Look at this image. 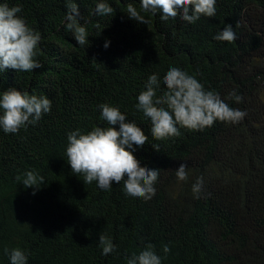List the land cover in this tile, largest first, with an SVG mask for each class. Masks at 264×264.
<instances>
[{
  "label": "trees",
  "instance_id": "16d2710c",
  "mask_svg": "<svg viewBox=\"0 0 264 264\" xmlns=\"http://www.w3.org/2000/svg\"><path fill=\"white\" fill-rule=\"evenodd\" d=\"M0 2L18 4L17 15L39 32L42 65L5 68L0 90L26 89L51 101L34 125L0 132V264H8L5 247L26 250L27 264H125L147 244L162 264H264V0H216L215 16L192 24L145 13L143 25L125 13L128 3L139 10V0H107L112 16L91 15L93 0H75L81 23L87 21L83 46L63 27L64 0ZM224 24L236 34L231 43L213 39ZM169 67L195 75L246 115L202 131L180 127L179 136L153 141L133 108L146 78H163ZM233 91L239 103L229 98ZM101 103L118 105L148 140L133 154L141 168L159 169L147 201L125 198L122 184L106 191L95 181L83 184L66 163V133L107 126ZM180 163L187 181L175 176ZM26 170L43 178L38 189L18 183ZM196 177L203 180L198 197L191 191ZM99 234L111 239L115 254L101 257Z\"/></svg>",
  "mask_w": 264,
  "mask_h": 264
},
{
  "label": "clouds",
  "instance_id": "9594fccd",
  "mask_svg": "<svg viewBox=\"0 0 264 264\" xmlns=\"http://www.w3.org/2000/svg\"><path fill=\"white\" fill-rule=\"evenodd\" d=\"M64 2L66 11L62 23L65 31L72 34L76 45L88 44L87 21L81 23L75 0ZM93 4L91 15L114 14L115 10L107 0H93ZM20 12L18 4L9 7L7 3L0 2V72L5 68L31 72L42 67L36 59L41 36L28 26L22 16L17 15ZM125 13L129 19L142 25L149 22L145 13L158 15L161 22L179 19L192 24L201 16L214 17L216 0H139V10L128 3ZM213 39L233 42L236 39L233 26L224 24ZM108 46L109 41L105 40L102 47ZM142 87L133 111L150 126L149 135L153 141L179 136L180 127L202 131L218 121L236 124L246 115L244 111L230 107L215 90L205 89L195 75L179 67H169L163 78L148 76ZM228 96L236 103L241 101V96L235 91ZM50 108L51 101L45 95L38 96L15 87L0 90V132L15 134L21 128L34 125L43 114L49 113ZM97 108L100 120L107 126H93L87 132L77 128L66 133V163L74 174L83 177V184L95 181L96 186L105 191L114 184H122L125 198L151 199L155 195L159 169L141 168L133 159L134 150H139L148 141L146 136L135 127L134 120L126 119L128 116L118 105L101 103ZM151 146L153 150H160L156 143ZM186 167L185 163H180L174 170L177 180L187 181ZM16 179L24 188L34 190L44 183L35 170H26ZM202 184V178L196 177L191 184L194 196H199ZM97 247L101 249V257L116 253L111 239L103 234L98 236ZM161 252L166 254L168 246L163 245ZM3 253L8 264H27L28 254L24 249L5 247ZM124 259L125 264H162V257L151 244Z\"/></svg>",
  "mask_w": 264,
  "mask_h": 264
}]
</instances>
